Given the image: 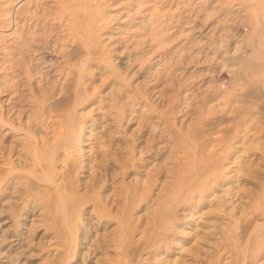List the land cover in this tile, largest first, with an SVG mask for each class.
<instances>
[{
  "label": "rangeland",
  "instance_id": "rangeland-1",
  "mask_svg": "<svg viewBox=\"0 0 264 264\" xmlns=\"http://www.w3.org/2000/svg\"><path fill=\"white\" fill-rule=\"evenodd\" d=\"M263 98L264 0H0V264H264Z\"/></svg>",
  "mask_w": 264,
  "mask_h": 264
},
{
  "label": "bare ground",
  "instance_id": "bare-ground-1",
  "mask_svg": "<svg viewBox=\"0 0 264 264\" xmlns=\"http://www.w3.org/2000/svg\"><path fill=\"white\" fill-rule=\"evenodd\" d=\"M73 25V24H72ZM72 27V26H71ZM87 30V29H86ZM76 31H77V28H76ZM75 31V32H76ZM80 32V31H79ZM88 33H89V31H88ZM83 36H85V35H83ZM84 39V38H83ZM78 45V44H77ZM75 46V45H74ZM79 47H74V48H70V50L67 52V53H65V60L67 61V63H68V61L69 60H71V57H73V56H75V55H77V54H79L82 50H84L86 53H85V58L83 57V59L81 60V62H82V64L85 62V60L87 61V60H89V58L91 57V55H92V53H94L95 52V50H96V47L93 45V44H90V43H87V42H84V43H82L81 44V46L80 45H78ZM95 47V48H94ZM69 48V47H68ZM61 68V67H60ZM78 71V70H77ZM80 71V70H79ZM65 72V71H64ZM71 72V71H70ZM74 73V75H72L73 76V79L72 80H69V78H68V80H65L64 81V83H65V85L62 87V88H60L61 90H62V94H63V96H61V100H57V102H58V106L60 105V106H63V109H64V112L67 114V116L69 117V121H71L72 119H70V118H72V112H73V110H72V108H71V105L73 104V105H75L78 101H81V100H84L83 98H80V100L79 99H77L75 96H76V93H77V90H78V88H79V86H80V82H81V80H82V77H80L81 75H80V72H75V71H73ZM81 72H82V70H81ZM67 73V72H66ZM72 73V72H71ZM75 73L77 74V75H75ZM64 74V73H63ZM70 74V73H69ZM68 75V73L66 74V75H64V77H66ZM70 76V75H69ZM76 76V77H75ZM67 79V78H66ZM69 81V82H68ZM81 86H82V84H81ZM59 93H60V91H59ZM251 94H253L252 93V91L251 92H249V93H247V95H249V96H252ZM56 95V94H55ZM60 95V94H59ZM60 97V96H59ZM264 99V98H263ZM56 100V99H55ZM50 101V100H49ZM52 106V105H51ZM255 106V105H254ZM52 108V107H51ZM72 122V126H71V129L69 130V131H66L65 133H62V134H60L59 136H57L58 137V144H59V146L61 145L62 147H64V148H68V151L66 152V155H69L71 152H73L75 149H77V146L75 145V143L77 142V138L79 137V135H80V131H81V129H80V126L78 125V127H77V123L76 122H74V121H71ZM70 128V127H69ZM43 142H44V140H43ZM53 152H54V150L53 149H51L48 153H47V155H46V157H45V159H46V161H47V164L49 165V162L51 161V156H52V154H53ZM49 168V167H48ZM47 167H46V172H50V170L48 169ZM48 175V174H47ZM46 175V181L48 182V183H50L51 185H52V191H53V193L54 194H59V193H61V191H60V188H61V184L59 183L60 181H55L50 175H48L47 176ZM75 208H77V205H75V204H73L72 205V207H71V210H73V209H75ZM78 217V216H77ZM75 232H76V230H75ZM74 232V230L72 229V233H75ZM71 233V234H72Z\"/></svg>",
  "mask_w": 264,
  "mask_h": 264
}]
</instances>
